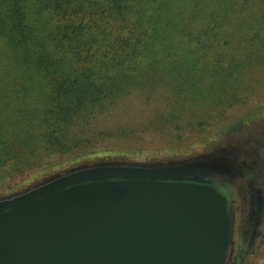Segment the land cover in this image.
Listing matches in <instances>:
<instances>
[{"label":"trees","instance_id":"1","mask_svg":"<svg viewBox=\"0 0 264 264\" xmlns=\"http://www.w3.org/2000/svg\"><path fill=\"white\" fill-rule=\"evenodd\" d=\"M260 57L253 0H0V180L77 149L72 131L148 72L217 94Z\"/></svg>","mask_w":264,"mask_h":264},{"label":"water","instance_id":"2","mask_svg":"<svg viewBox=\"0 0 264 264\" xmlns=\"http://www.w3.org/2000/svg\"><path fill=\"white\" fill-rule=\"evenodd\" d=\"M73 169L0 200V264H228L234 212L210 186L226 166Z\"/></svg>","mask_w":264,"mask_h":264},{"label":"rangeland","instance_id":"3","mask_svg":"<svg viewBox=\"0 0 264 264\" xmlns=\"http://www.w3.org/2000/svg\"><path fill=\"white\" fill-rule=\"evenodd\" d=\"M253 1L264 9V0ZM235 14L247 12L236 9ZM223 52L239 57L233 44L224 46ZM204 63H208L206 59ZM148 73V84L145 75L121 98L100 106L82 133L72 131L74 138L82 140L77 149L45 158L39 167L22 176H4L0 200L79 167L166 165L204 158L220 159L239 169L243 174L239 185L244 190L264 192V57L233 73L235 85L225 86L217 94L179 87L159 71ZM209 84L205 83L211 89ZM233 192L241 220L244 193L238 188ZM239 226L238 222L234 244L243 251L246 248ZM242 256L239 264H264V214L253 244Z\"/></svg>","mask_w":264,"mask_h":264},{"label":"flooded vegetation","instance_id":"4","mask_svg":"<svg viewBox=\"0 0 264 264\" xmlns=\"http://www.w3.org/2000/svg\"><path fill=\"white\" fill-rule=\"evenodd\" d=\"M243 174L239 169L234 166L226 165L214 172L210 177L205 178L209 180L210 186L213 187L220 195H222L228 207L232 208L234 212V224H233V241L232 248L229 253L228 264H239L242 261V255L245 256L246 249H248L254 241L257 234V229L261 218L264 214V192L255 191L252 188H244L240 186ZM249 187V185H248ZM238 188L243 194V208L244 217L239 220L237 218V204L234 200V189ZM244 190V191H243ZM244 206H246L244 208ZM240 223V231L242 236V244L245 250L241 246L234 244L235 227L237 223ZM242 253V255H240ZM239 258V260H238Z\"/></svg>","mask_w":264,"mask_h":264}]
</instances>
